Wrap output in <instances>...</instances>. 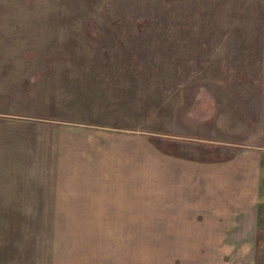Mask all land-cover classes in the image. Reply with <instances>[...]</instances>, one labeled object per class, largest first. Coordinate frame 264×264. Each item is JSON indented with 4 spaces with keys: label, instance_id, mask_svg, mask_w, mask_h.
<instances>
[{
    "label": "rangeland",
    "instance_id": "374dc122",
    "mask_svg": "<svg viewBox=\"0 0 264 264\" xmlns=\"http://www.w3.org/2000/svg\"><path fill=\"white\" fill-rule=\"evenodd\" d=\"M79 125L200 164L264 152V0H0V264H264V216L194 240V219L47 207L48 141Z\"/></svg>",
    "mask_w": 264,
    "mask_h": 264
},
{
    "label": "crops",
    "instance_id": "0c3cea01",
    "mask_svg": "<svg viewBox=\"0 0 264 264\" xmlns=\"http://www.w3.org/2000/svg\"><path fill=\"white\" fill-rule=\"evenodd\" d=\"M85 127L48 141L55 155L46 177L59 187L47 207L83 208L96 201L113 210L111 218L143 219L118 224L194 219V240L223 239V232L232 231L225 226L239 224L241 217L264 216L263 151L239 149L227 161L200 164L166 152L149 131Z\"/></svg>",
    "mask_w": 264,
    "mask_h": 264
}]
</instances>
